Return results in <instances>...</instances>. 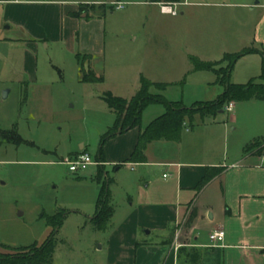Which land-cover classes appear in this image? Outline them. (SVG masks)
<instances>
[{
  "label": "rangeland",
  "instance_id": "rangeland-1",
  "mask_svg": "<svg viewBox=\"0 0 264 264\" xmlns=\"http://www.w3.org/2000/svg\"><path fill=\"white\" fill-rule=\"evenodd\" d=\"M70 1L79 4L112 0ZM124 1V8L114 5L103 17L98 15L104 8H99L89 26L80 28L76 22L65 23L63 39H54L52 30V39L38 42L40 78L50 80L53 85L52 99L47 103L25 102V97L21 99L16 90L3 98L0 87V129L12 128L18 122L19 132L28 142L18 147L0 138V253L13 252L10 248L39 246L52 230L42 215L58 218L65 211L56 237L53 264H107L111 235L131 211V199L125 188L131 182L132 172L126 167L119 175L120 182L115 181L116 167L110 165L106 169L108 176L104 174L101 181L95 175L97 165L74 174L62 163L64 152L78 150L80 142H85L88 152L97 157L100 137L115 121L114 110L101 95L111 91L131 98L140 87L141 75L157 82L176 83L164 94L173 101L182 100L187 106L216 98L224 87L215 82L213 72L193 69L183 38L190 35L194 55L201 60L221 61L223 47L229 53L241 49L238 39L253 28L256 15L260 16L259 8L251 12L247 7L232 4L264 3V0H188L187 5L179 6L185 15L172 16L161 14L159 7L149 4V0ZM202 2H218L220 6H202ZM241 19L245 21L243 25ZM97 30L101 40L98 46ZM90 33L93 39L88 40ZM79 52L98 56L94 66L99 75L107 76L104 83L80 81ZM263 69L262 57L246 54L236 61L230 81L241 84L253 78L261 81ZM151 92L160 93L154 87ZM244 105L240 103L239 108L244 109ZM241 109L237 122L232 120L234 110L206 117L204 124L196 115L192 130L207 127L211 134L206 139L199 137L189 142L185 149L191 151L205 145L215 160L225 157L227 162L257 150L256 145L264 144L263 111L253 114L252 110ZM164 111L163 106L152 105L144 113L143 121L148 123ZM104 181L112 190L108 205L114 214L101 227L94 217ZM140 235L146 237L144 231ZM149 238L154 240L156 235Z\"/></svg>",
  "mask_w": 264,
  "mask_h": 264
},
{
  "label": "crops",
  "instance_id": "crops-1",
  "mask_svg": "<svg viewBox=\"0 0 264 264\" xmlns=\"http://www.w3.org/2000/svg\"><path fill=\"white\" fill-rule=\"evenodd\" d=\"M117 2L119 0L85 3L96 5L91 12L92 18L97 15L95 11L104 8L100 5L109 9L116 6ZM148 2L160 9L159 2ZM181 2L189 3L188 0ZM202 3V6L208 7L220 6L218 2ZM81 4L83 3L74 4L70 0H0V87L4 91L3 98H8L13 90H16L21 99L25 97V102L28 103H47L52 99L53 85L50 80L40 78L39 74L38 42L52 39V30L54 39H63L65 23L76 22L80 28L89 26L91 18L73 16ZM232 5L247 7L251 12L259 8L260 13V16L256 15L253 28L238 39L242 48L232 53L253 48L260 52L250 55H259L264 60V3L244 2ZM107 9L105 11L104 8L98 16L103 17ZM161 14L169 15L162 12ZM180 14L184 16L185 11ZM240 22L243 25L245 21L241 19ZM95 37L98 46L101 43L100 30H97ZM89 39H93L91 33L88 35ZM183 39L186 40L185 52L194 57L196 50L192 48L194 44L190 35ZM228 51V48L223 47L224 56L231 53ZM81 54L92 55L91 65L98 74L94 66L99 61L98 56L91 52ZM104 77L106 79L107 76ZM220 94L214 99L201 101L215 100ZM231 103L236 111L232 115L235 122L239 120L240 103H244V109L252 110L253 114L263 111L264 116V100L250 99ZM152 105L161 104L149 105L143 112V117ZM244 109L242 107L241 110ZM28 113L32 111L28 110ZM198 118L201 124L205 123V119L200 116ZM153 120L148 123L143 121V129ZM189 125L190 121L187 120L183 129L185 132H182L179 142L158 140L150 143L146 150L145 163L126 162L142 131L139 127L106 142L104 159L100 161L104 165V174L108 176L107 166L116 167L121 163L124 165L116 167L115 181L120 182L119 175L126 167L132 172L129 179L131 182L125 188L128 199H131V211L111 235V253L107 264H195L189 262L185 255L179 257V248L182 246L201 250V258L197 264H264V154H260L257 149L245 155L235 156L231 162H227L225 157L215 160L213 153L207 150L205 145L188 151L185 146L187 147L189 142L199 137L206 139L209 133L211 134L207 127L192 130V127H187ZM14 126H17L19 132V123L13 124ZM224 132L226 134V128ZM86 147L85 142H80L78 150L65 151L63 158L78 155L83 151L88 152ZM43 150L48 152L47 149ZM100 165H97L98 168ZM207 167H222L223 171L198 192L196 186ZM98 172H95L96 177ZM110 191L112 194L111 189ZM215 230L225 232L224 240L219 245H213L210 238ZM141 231L145 232V238L140 235ZM154 234L156 239H150Z\"/></svg>",
  "mask_w": 264,
  "mask_h": 264
},
{
  "label": "trees",
  "instance_id": "trees-1",
  "mask_svg": "<svg viewBox=\"0 0 264 264\" xmlns=\"http://www.w3.org/2000/svg\"><path fill=\"white\" fill-rule=\"evenodd\" d=\"M151 1L177 2L181 0ZM95 7V4L83 3L80 5L79 10L73 13V16L89 19L91 18V12ZM100 7H104L105 11L107 9L105 5H100ZM110 8H113V6ZM256 52L260 51L253 48H247L237 53L227 54L221 61L217 62L203 61L195 56L191 57L195 70H206L215 73L217 76L216 83H219L224 87L223 93H221L217 99L212 101H198L191 106H187L182 100H169L162 92L167 90V88L173 84L166 82H153L144 75H141L140 77L139 90L131 98L117 96L111 91L104 92L101 95V98L112 110H114L116 119L114 124L101 136L99 152L96 159L99 161L104 159V146L107 141L135 127H139L142 131L133 152L126 162L145 163L147 161L146 150L150 143L158 140L179 142L182 137L185 122L187 120L190 121L191 127H194L196 115H199L204 120L206 117H215L219 111L225 110L231 102L250 99L264 100V69L260 76L261 81H258L256 78L251 79L250 82L246 84H237L230 81L231 73L236 61L246 54ZM77 58L80 65L81 82L101 83L105 80V77L102 74H97L92 67V55L79 53L77 54ZM153 87L158 89L160 93H152L151 88ZM151 104L163 105L166 112L157 117L145 129H143V112ZM0 138L2 141L12 143L16 146L28 143L19 134L17 126H14L10 130H0ZM255 147H258V152L260 154H264V144L256 145ZM123 165V163L117 164L116 167H122ZM222 171V167H207L204 176L196 186V191L199 192L202 190L205 185ZM104 173V165L101 164L97 174V179L99 181L103 180ZM108 185L104 181L100 197L97 201V214L95 219L100 221L101 227H104L112 215V208L108 205L111 194ZM65 215V211L59 214L58 218L44 213L42 215L43 218L46 219L47 225L52 227V230L45 241L39 246L32 245L28 247L10 248L13 252L0 253V264H53L57 242L56 237L59 228L63 224ZM28 249H30L28 253H23ZM183 255L188 258L189 262L197 264L201 258V250L199 248L182 246L179 248V257H182Z\"/></svg>",
  "mask_w": 264,
  "mask_h": 264
},
{
  "label": "built area",
  "instance_id": "built-area-1",
  "mask_svg": "<svg viewBox=\"0 0 264 264\" xmlns=\"http://www.w3.org/2000/svg\"><path fill=\"white\" fill-rule=\"evenodd\" d=\"M125 2L119 1L116 3L117 8L121 9L125 6ZM187 2H159L160 10L164 14H169L177 16L180 14L179 6L186 5ZM234 104L230 103L226 110L231 112L233 110ZM63 164L67 165L71 173H79L86 170L90 165L93 164H103L97 161L89 152H81L75 156L65 157L62 161ZM166 176V175H165ZM225 237V232L223 230H215L211 233L210 238L213 241V245H219L222 243Z\"/></svg>",
  "mask_w": 264,
  "mask_h": 264
},
{
  "label": "water",
  "instance_id": "water-1",
  "mask_svg": "<svg viewBox=\"0 0 264 264\" xmlns=\"http://www.w3.org/2000/svg\"><path fill=\"white\" fill-rule=\"evenodd\" d=\"M211 216V215H210Z\"/></svg>",
  "mask_w": 264,
  "mask_h": 264
}]
</instances>
